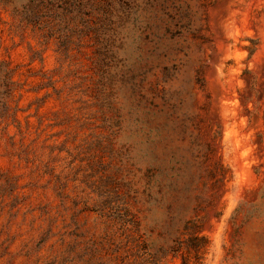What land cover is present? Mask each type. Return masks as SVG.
<instances>
[{
    "label": "rangeland",
    "instance_id": "obj_1",
    "mask_svg": "<svg viewBox=\"0 0 264 264\" xmlns=\"http://www.w3.org/2000/svg\"><path fill=\"white\" fill-rule=\"evenodd\" d=\"M191 222L264 264V0H0V264H182Z\"/></svg>",
    "mask_w": 264,
    "mask_h": 264
},
{
    "label": "trees",
    "instance_id": "obj_2",
    "mask_svg": "<svg viewBox=\"0 0 264 264\" xmlns=\"http://www.w3.org/2000/svg\"><path fill=\"white\" fill-rule=\"evenodd\" d=\"M184 234H188V239L179 243L174 250L176 252L185 251L186 255H182V264H190V254L194 252L196 256H199L198 259H201V255L209 246V240L207 237L200 234V230L195 223L187 226Z\"/></svg>",
    "mask_w": 264,
    "mask_h": 264
}]
</instances>
